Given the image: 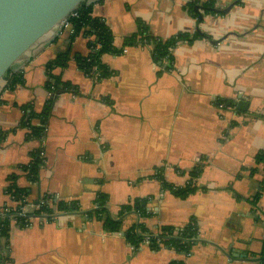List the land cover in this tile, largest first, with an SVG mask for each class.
Masks as SVG:
<instances>
[{"label":"crops","instance_id":"crops-1","mask_svg":"<svg viewBox=\"0 0 264 264\" xmlns=\"http://www.w3.org/2000/svg\"><path fill=\"white\" fill-rule=\"evenodd\" d=\"M95 1L93 16L119 49L139 22L161 40L201 37L171 50V70L156 62L152 44L103 55L104 79L79 68L91 52L87 40L72 41L60 28L18 61L13 73L22 83L0 82V207L14 206L6 189L16 175L29 201L53 196L77 210L29 228L12 224L8 238L0 234V264H257L264 249V0H215L217 14L202 23L186 10L192 0ZM68 51L67 66L53 74L74 93L53 99L43 142L28 141L23 107L44 110L52 96L47 67ZM40 149L39 180L31 182L19 167ZM196 167L201 174L192 179ZM164 182H192L196 191L181 199ZM101 194L122 232L106 231L96 216ZM138 199H150V216L121 217L120 207ZM193 222L201 242L189 255L133 247L125 237L141 223L156 235Z\"/></svg>","mask_w":264,"mask_h":264},{"label":"trees","instance_id":"trees-1","mask_svg":"<svg viewBox=\"0 0 264 264\" xmlns=\"http://www.w3.org/2000/svg\"><path fill=\"white\" fill-rule=\"evenodd\" d=\"M215 0H192L186 6V10L197 22L202 23L204 16L217 14L215 9ZM92 6H84L81 11L78 12V18L71 20L72 29L74 33L71 35V40H75L79 36H83L87 40L90 54L85 58L78 60L79 68L88 73L98 75L100 79H104L110 75L109 70L102 63L103 55L109 54L118 56L122 53L124 48L133 47L137 45H150L154 46L153 53L154 59L160 65L163 64L164 70H171L173 63V57L171 50L175 49L181 42L188 41L191 43L194 39H199L201 35L195 34L192 39L188 35H177L169 40H161L153 37L148 28L143 23H138L139 30L137 34L127 37L123 41L122 49L117 48L114 45V35L107 26L103 19L96 18L92 13ZM99 46V48H97ZM69 51L67 53L59 54L57 58L51 62L48 67L49 82L46 85L47 90L52 94L51 98L47 102L44 110L41 113H36L32 105H25L23 107V119L20 126L28 130L27 140L43 142L45 137L48 119L51 114L53 106L52 97L58 92L63 93L73 92L74 87L67 82H63L61 77L53 74V71L58 68H64L68 64ZM163 62H167L169 65L164 66ZM5 80H8L10 87L22 83L20 76L13 73V69L8 70ZM39 121V126H34L33 122ZM4 135L1 136L3 138ZM43 165L42 150H37L32 154V161L28 165L19 167L20 170L26 174L27 178L31 182H37L39 180L40 167ZM201 174V167H196L191 173L192 179H198ZM18 177L11 175L8 178L9 186L6 189L7 195L12 198L14 202H19L26 199L29 196V189L20 188L17 185ZM164 186L167 190L173 192V194L181 199H186L189 195L196 191V187L190 182L184 188H178L170 186L164 182ZM50 197V196H47ZM98 210L95 212L99 220L103 222L104 229L108 232L119 233L122 232V222L115 221L110 217L107 206V197L105 195H99L97 199ZM150 199H138L132 203L120 207V216H124L131 212H135L140 218H147L150 216L148 204ZM57 211L60 213H69L77 210L74 203H66L58 201L56 205ZM7 207H0V234L2 237L8 238L11 230V222L8 218L1 216L3 211H6ZM43 213L52 216L54 211L51 207H45L40 211H37V215ZM11 215V211L9 212ZM17 225L23 227L24 220L18 219ZM150 234L145 228L143 223L139 224L137 228H131L125 233V237L133 247H138L143 241L145 235ZM151 235V234H150ZM199 239L198 228L195 222L190 223L184 228L177 227H163L158 233L157 237L150 239V247L153 250L161 249V246L165 248L173 249L182 255H189L195 245L198 244ZM159 241V243H158ZM171 264H185L182 261H175Z\"/></svg>","mask_w":264,"mask_h":264},{"label":"water","instance_id":"water-1","mask_svg":"<svg viewBox=\"0 0 264 264\" xmlns=\"http://www.w3.org/2000/svg\"><path fill=\"white\" fill-rule=\"evenodd\" d=\"M95 0H0V82L8 70L29 52L41 39L79 12L84 6H92ZM62 29V28H60ZM63 94L58 91L52 100ZM240 111H246V103L240 102ZM197 242H201L200 239ZM264 264L262 255L255 259Z\"/></svg>","mask_w":264,"mask_h":264},{"label":"built area","instance_id":"built-area-1","mask_svg":"<svg viewBox=\"0 0 264 264\" xmlns=\"http://www.w3.org/2000/svg\"><path fill=\"white\" fill-rule=\"evenodd\" d=\"M78 12L73 13L70 18L65 21L60 28H62L63 30L69 31L71 33V35L74 33L73 29H72V24H71V20L78 18ZM99 48V46L97 47ZM127 50L126 48H124L122 50V54L125 53ZM223 107V106H221ZM11 201L12 198H10ZM58 199L50 196V197H43L42 199L38 200L37 202H31L29 201L27 198L19 201V202H14V206L12 207H7L9 209H7L6 211H3L1 216L3 218L6 217V213H8V218L10 219L11 225L12 224H17L18 219H23L24 220V228H29L32 227L34 222L39 221V222H43V223H47L52 219H55L58 217V214H60V212L57 211L56 209V205H57ZM45 207H51L52 209L55 210V215L49 216L46 213H43L41 215H37L36 212L40 211L41 209L45 208ZM11 211V215L9 214V212ZM158 234L154 235V234H147L144 237V241L142 242L143 245L146 246H150V239L152 237H157ZM159 243V241H158ZM161 248L164 247L162 245H160Z\"/></svg>","mask_w":264,"mask_h":264}]
</instances>
